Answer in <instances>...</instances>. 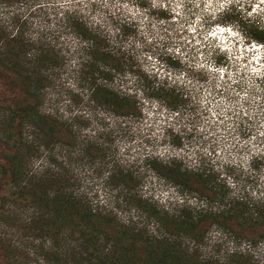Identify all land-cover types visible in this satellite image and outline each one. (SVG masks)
<instances>
[{"label": "trees", "instance_id": "1", "mask_svg": "<svg viewBox=\"0 0 264 264\" xmlns=\"http://www.w3.org/2000/svg\"><path fill=\"white\" fill-rule=\"evenodd\" d=\"M22 1L0 0V264H264L254 258L264 246V197H227L210 174L161 161L152 168L183 197L159 204L138 192L133 170L105 160L106 142L86 137L82 122L43 108L65 56L25 27L15 9ZM65 22L89 100L118 118L136 115L134 98L109 83L124 67L119 52L80 17ZM154 89L172 110L186 101L166 80ZM95 157L108 167L104 187L121 193L113 205L94 204L71 174L72 158ZM212 233L213 245L234 248L207 251Z\"/></svg>", "mask_w": 264, "mask_h": 264}, {"label": "rangeland", "instance_id": "2", "mask_svg": "<svg viewBox=\"0 0 264 264\" xmlns=\"http://www.w3.org/2000/svg\"><path fill=\"white\" fill-rule=\"evenodd\" d=\"M15 9L65 56L43 108L75 117L86 137L106 142L105 160L133 170L140 194L159 204L180 196L152 168L171 161L210 174L227 197H264V0H23ZM66 16L80 17L119 52L124 67L109 83L134 98L136 115L118 118L89 100ZM162 80L184 92L178 109L154 97ZM106 168L97 157L72 158L78 189L94 204L121 196L104 187ZM211 238L207 251L234 248ZM254 258L264 262L263 245Z\"/></svg>", "mask_w": 264, "mask_h": 264}, {"label": "built area", "instance_id": "3", "mask_svg": "<svg viewBox=\"0 0 264 264\" xmlns=\"http://www.w3.org/2000/svg\"><path fill=\"white\" fill-rule=\"evenodd\" d=\"M263 76H264V74H263Z\"/></svg>", "mask_w": 264, "mask_h": 264}]
</instances>
